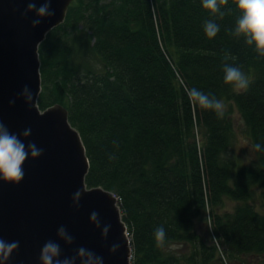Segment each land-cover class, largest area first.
Listing matches in <instances>:
<instances>
[{
	"label": "trees",
	"instance_id": "1",
	"mask_svg": "<svg viewBox=\"0 0 264 264\" xmlns=\"http://www.w3.org/2000/svg\"><path fill=\"white\" fill-rule=\"evenodd\" d=\"M221 11L211 16L201 0H73L39 45L38 106L67 109L89 162L85 184L117 197L132 264L264 256V57L232 36L233 0ZM206 19L220 26L215 38ZM225 53L249 77L247 91L225 84ZM193 87L234 103L261 145L254 160L232 155V119L193 106Z\"/></svg>",
	"mask_w": 264,
	"mask_h": 264
},
{
	"label": "water",
	"instance_id": "2",
	"mask_svg": "<svg viewBox=\"0 0 264 264\" xmlns=\"http://www.w3.org/2000/svg\"><path fill=\"white\" fill-rule=\"evenodd\" d=\"M72 1L51 0L54 15L32 27L35 13L22 15L29 0H0V121L25 145L35 142L44 150L39 158L29 156L25 161L19 185L0 180V238L19 241L7 264H40V250L48 240L60 245L61 258L74 256L84 247L103 257L104 264H132L117 197L85 184L89 162L79 132L69 123L67 109L59 103L41 109L37 103L41 91L39 45L64 21ZM34 2L39 7L44 0ZM25 85L33 95L31 105L20 95ZM11 100H15L12 105ZM26 128L32 130L27 139L21 135ZM77 189L85 191L78 210L71 200ZM93 211L99 213L102 225H111L107 239L90 223ZM61 225L74 237L71 245L58 239ZM113 244L120 245L114 254L109 251Z\"/></svg>",
	"mask_w": 264,
	"mask_h": 264
},
{
	"label": "clouds",
	"instance_id": "3",
	"mask_svg": "<svg viewBox=\"0 0 264 264\" xmlns=\"http://www.w3.org/2000/svg\"><path fill=\"white\" fill-rule=\"evenodd\" d=\"M229 0H201L202 7L207 10L211 16L219 14L223 17L221 6L227 5ZM235 9L239 15L235 21L234 29L231 31L232 36L236 38L243 37L248 46L254 45V50L259 57H264V0H233ZM51 0L44 2L37 7L34 0H29L27 8L22 15H27L29 12H34L36 19L32 21V27H36L41 23V19L51 17L54 11L50 8ZM203 30L207 38L212 39L217 36L220 31V26L212 19H206L203 23ZM230 54L225 53L223 64V80L225 84L231 85L233 92L240 94L248 90L250 79L242 71V68L233 64L227 63ZM185 92L193 104V106L203 109L212 110L218 118H222L225 113V103L222 99H218L215 95L205 93L198 88H185ZM25 102L32 104L33 95L27 85H25L20 93ZM10 105L15 103L11 100ZM31 128H26L21 135L27 139L31 135ZM255 150L260 151L261 145L255 144ZM43 149L38 148L35 142H30L27 145L15 133H11L8 127L0 121V180L12 185H19L24 179L23 165L25 161L31 157L35 160L43 155ZM84 190L77 189L72 197V206L77 210L80 207V200ZM97 229H100L101 236L107 239L111 225H102L99 213L93 211L89 217ZM154 238L158 247H162L166 239V231L163 226H158L154 233ZM57 237L64 241L65 244L71 245L74 242V237L67 231L66 227L61 225L57 229ZM120 245L113 244L109 251L115 253ZM19 248V241L7 242L0 238V264H7L12 254ZM60 245L52 240L44 243L40 250V264H104L103 257L98 256L92 250L80 247L76 250V254L71 257H63Z\"/></svg>",
	"mask_w": 264,
	"mask_h": 264
},
{
	"label": "rangeland",
	"instance_id": "4",
	"mask_svg": "<svg viewBox=\"0 0 264 264\" xmlns=\"http://www.w3.org/2000/svg\"><path fill=\"white\" fill-rule=\"evenodd\" d=\"M225 103V113H228L230 118L233 121L234 125V138L231 145V153L235 156L238 162L242 164H247L251 162V160L255 159V151L251 144V141L248 139L242 118L231 101H224ZM235 203L229 200H226L225 208L228 210H232ZM258 205V204H255ZM259 208V206H257ZM247 261H244V264H264V256L253 260L252 258H246Z\"/></svg>",
	"mask_w": 264,
	"mask_h": 264
},
{
	"label": "built area",
	"instance_id": "5",
	"mask_svg": "<svg viewBox=\"0 0 264 264\" xmlns=\"http://www.w3.org/2000/svg\"><path fill=\"white\" fill-rule=\"evenodd\" d=\"M125 226H126V225H125ZM126 236L128 237L129 242H130V234H129V231L127 230V227H126Z\"/></svg>",
	"mask_w": 264,
	"mask_h": 264
}]
</instances>
